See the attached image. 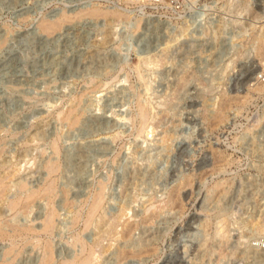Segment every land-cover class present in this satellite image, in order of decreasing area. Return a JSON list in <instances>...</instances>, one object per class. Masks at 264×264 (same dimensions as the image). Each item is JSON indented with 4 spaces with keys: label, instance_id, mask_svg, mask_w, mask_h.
Wrapping results in <instances>:
<instances>
[{
    "label": "rangeland",
    "instance_id": "rangeland-1",
    "mask_svg": "<svg viewBox=\"0 0 264 264\" xmlns=\"http://www.w3.org/2000/svg\"><path fill=\"white\" fill-rule=\"evenodd\" d=\"M263 34L264 0H0V263L264 264Z\"/></svg>",
    "mask_w": 264,
    "mask_h": 264
},
{
    "label": "bare ground",
    "instance_id": "bare-ground-1",
    "mask_svg": "<svg viewBox=\"0 0 264 264\" xmlns=\"http://www.w3.org/2000/svg\"><path fill=\"white\" fill-rule=\"evenodd\" d=\"M87 13H90V14H93L96 16H99V15L112 16V17H116L117 19L119 16H121V12L116 10V9L103 10L99 7H94L93 9L90 8L89 10H87ZM77 14H79V12ZM64 20H65V18L58 19V20H52V21L51 20H44L40 23V28L43 32H51L52 33V31H57V29H59L61 27V24ZM259 42H260L259 43L260 44V50H262V53H260V55H262L261 62L264 63V61H263L264 60V34L262 37H260ZM226 103L224 105L225 108H227ZM228 106H229V104H228ZM140 107L142 110V115L145 117L146 110L142 106H140ZM224 107H222V108H224ZM223 112H224V110H223ZM223 112H220L219 114H217L216 118L218 121L223 120V118H224ZM49 168L52 169L53 166L49 165ZM50 172H51V170H50ZM50 172H49V174H50ZM4 184H5L4 181L0 180V192L2 189L5 188L6 184L5 185ZM20 189H22L23 191L25 189V197L23 196L24 199L21 197H18L17 199H14V200L12 199L10 202V207L12 209L15 208L18 204H20V202L23 200H24V204L28 205L32 199H34L35 197H38V196H44V197H46V199L50 200L51 195L54 192V187H53V184L51 182L46 183V185L44 184L42 187H36V188H27V185L25 183H21ZM2 193L3 192H1V194ZM100 201H101L100 196L96 195L91 206H90V209H89V216H88L89 218L97 211L98 207L100 206ZM54 215H55V212H54L53 208L52 209L50 208L46 217L43 218L42 226L40 228L33 227V226H25V225H24V227L16 226L13 228V233L14 234L18 233L19 235H22V234H30V233H38L39 234V233H41L40 231L46 232L53 226ZM49 231H51V229ZM0 235H3V236L7 235L6 231L2 227H0ZM10 235H12V234H10ZM13 250H14L13 245H10V247H8L7 250L5 251L6 252L5 254H9ZM82 250L85 251L87 249L83 246ZM83 251H82V253H83ZM94 253H95L94 249L90 248L88 250V253H86L84 255L82 254L83 256H78L76 258H70V259L63 260V261H61L60 264H92V257L94 256ZM54 258L55 257L53 256V252L51 250V245L49 246V244H46L44 256L42 257V260H40V263H38V264H50L51 262H54ZM0 264H10V259L7 258L3 262H1Z\"/></svg>",
    "mask_w": 264,
    "mask_h": 264
},
{
    "label": "built area",
    "instance_id": "built-area-1",
    "mask_svg": "<svg viewBox=\"0 0 264 264\" xmlns=\"http://www.w3.org/2000/svg\"><path fill=\"white\" fill-rule=\"evenodd\" d=\"M129 1H132L133 3H135V2H141L142 0H129ZM155 1H159V0H155ZM259 77H261V79L264 80V71L262 72V74Z\"/></svg>",
    "mask_w": 264,
    "mask_h": 264
}]
</instances>
